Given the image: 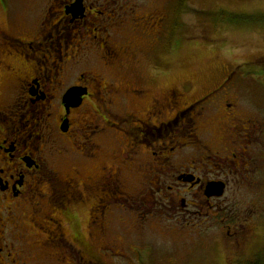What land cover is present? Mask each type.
<instances>
[{"label":"flooded vegetation","instance_id":"af4514ba","mask_svg":"<svg viewBox=\"0 0 264 264\" xmlns=\"http://www.w3.org/2000/svg\"><path fill=\"white\" fill-rule=\"evenodd\" d=\"M23 4L0 0V264L138 261L127 252L136 229L196 212L229 264L256 259L264 250L259 86L241 82L237 66L200 89L161 81V49L181 36L192 8ZM69 89L78 99H65Z\"/></svg>","mask_w":264,"mask_h":264},{"label":"rangeland","instance_id":"374dc122","mask_svg":"<svg viewBox=\"0 0 264 264\" xmlns=\"http://www.w3.org/2000/svg\"><path fill=\"white\" fill-rule=\"evenodd\" d=\"M11 1L24 3L25 9L34 4V0ZM161 1L168 5L175 2ZM182 3L192 10H183L181 36L167 40L161 49L168 56L162 58L167 60L163 85L191 82L195 89H200L220 81L227 70L237 66L243 77L241 82L248 86L257 84L258 97L264 102V0H182ZM2 9L0 5L1 19ZM232 15L235 16L231 18ZM256 193L264 204V186L258 185ZM244 194L247 190L242 188L238 196ZM190 215L180 220L166 215L164 224L147 222L131 235L133 250L127 248L132 257L140 256L138 261L103 264H229L225 253L211 246L206 216L198 212ZM202 218L204 222L199 223ZM216 251L219 260L215 261ZM242 260L238 262H245ZM251 264H264V250H258Z\"/></svg>","mask_w":264,"mask_h":264},{"label":"water","instance_id":"95a60500","mask_svg":"<svg viewBox=\"0 0 264 264\" xmlns=\"http://www.w3.org/2000/svg\"><path fill=\"white\" fill-rule=\"evenodd\" d=\"M65 99H72V100L78 99V94H77L76 90L69 89L65 94ZM209 189L215 190V192L217 194H221L222 190H223V185H221L219 183L218 184L212 183L209 185Z\"/></svg>","mask_w":264,"mask_h":264},{"label":"trees","instance_id":"16d2710c","mask_svg":"<svg viewBox=\"0 0 264 264\" xmlns=\"http://www.w3.org/2000/svg\"><path fill=\"white\" fill-rule=\"evenodd\" d=\"M185 2V1H184ZM183 4V3H182ZM186 5V3L185 4H183V6H185ZM235 15H232V16H230L231 18L232 17H234ZM216 21V20H215ZM247 264H251V262H248Z\"/></svg>","mask_w":264,"mask_h":264}]
</instances>
